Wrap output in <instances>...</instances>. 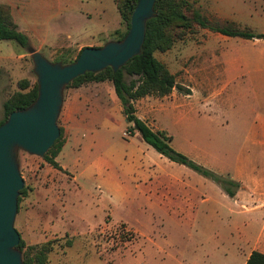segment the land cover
Masks as SVG:
<instances>
[{
	"label": "rangeland",
	"instance_id": "obj_1",
	"mask_svg": "<svg viewBox=\"0 0 264 264\" xmlns=\"http://www.w3.org/2000/svg\"><path fill=\"white\" fill-rule=\"evenodd\" d=\"M9 1L26 23L29 46L0 42V121L2 103L17 82H36L28 48L39 47L47 60L62 63L77 55L78 41L114 40L119 22L113 0ZM190 3L209 19L226 18L255 34L264 32V0ZM216 34L195 29L170 50L154 54L179 85L192 88V98L175 91L177 98L149 97L134 107L148 127L171 138L174 151L216 174L234 196L238 185L227 183L238 165L247 163L238 157L264 155V145L256 148L250 139L255 124L264 122V81H252L245 72L223 76L221 62L246 58L253 48L232 37L238 44L228 45ZM13 54L24 57L6 59ZM186 70L197 80L191 82ZM58 126L66 140L56 159L62 170L43 158L18 156L26 194L14 226L27 245L53 241L49 264H217L222 236L230 248L253 236L251 245H241L245 253L264 239V219L245 225L246 232L242 220L225 217L220 223L217 183L159 156L137 133L129 135L111 83L66 89ZM256 172L264 178V159ZM176 181L193 191L170 190ZM187 202L195 206L193 217L176 216ZM228 204L226 216L237 208Z\"/></svg>",
	"mask_w": 264,
	"mask_h": 264
},
{
	"label": "trees",
	"instance_id": "obj_2",
	"mask_svg": "<svg viewBox=\"0 0 264 264\" xmlns=\"http://www.w3.org/2000/svg\"><path fill=\"white\" fill-rule=\"evenodd\" d=\"M113 1L120 17V27L114 31L113 36L114 40H121L129 29L130 17L138 0ZM154 12L155 17L146 24L145 41L138 56L132 58L115 73L111 68L96 74L86 73L72 81L66 89L80 88L90 83H111L121 104L122 114L126 122L130 124L131 129L127 131L129 135L137 133L145 144L168 161L200 173L217 183L226 194L233 196L216 174L174 151L169 145L171 138L164 131L152 130L140 120L135 115L134 103L145 97H167L173 90L185 95L190 93L189 90L176 83V76L170 73L167 66L157 60L154 54L170 50L177 41L185 39L195 29H205L211 33L245 40L264 39V34H255L247 28H240L235 22L226 18L209 19L202 15L190 3V0H155ZM0 41H13L21 48L29 46L27 36L14 23L10 6L3 3H0ZM80 51L73 59H66L62 64L73 62ZM36 97V82L32 84L28 79L19 80L17 90L8 96L2 104L4 117L0 121V125L12 112L27 108ZM65 142L63 130L60 128L59 139L55 141L43 158L50 167L62 170L56 158L61 153ZM227 184L236 185L233 181ZM25 194L26 188L24 187L18 198V208ZM53 245V241L27 245L21 238L18 249L22 253L23 264H49V255L54 249ZM70 245L71 241L69 240L65 246L69 247ZM245 264H264V254L253 251Z\"/></svg>",
	"mask_w": 264,
	"mask_h": 264
},
{
	"label": "water",
	"instance_id": "obj_3",
	"mask_svg": "<svg viewBox=\"0 0 264 264\" xmlns=\"http://www.w3.org/2000/svg\"><path fill=\"white\" fill-rule=\"evenodd\" d=\"M154 5L155 0H138L121 40L85 47L69 64L51 62L34 48L27 49L36 77L37 97L27 108L12 112L0 125V264H23L18 249L21 237L14 226L18 198L24 188L19 153L44 158L59 139L58 118L64 91L72 81L107 68L115 73L140 54L146 24L155 17Z\"/></svg>",
	"mask_w": 264,
	"mask_h": 264
},
{
	"label": "crops",
	"instance_id": "obj_4",
	"mask_svg": "<svg viewBox=\"0 0 264 264\" xmlns=\"http://www.w3.org/2000/svg\"><path fill=\"white\" fill-rule=\"evenodd\" d=\"M3 3H6L7 5L10 6L11 15L14 20V23L17 25L18 29L27 36L28 31L23 29V28H26L25 27L26 23L21 18L22 14L14 13V9L12 7L11 1L7 0L6 2H3ZM119 27H120V17H119L118 26L115 29L113 28L112 32L114 33V31L117 30ZM260 34H264V32ZM216 35H220V39L223 42H226V44L228 45L238 44V42H233L232 40H230L231 37H226L221 34H216ZM248 42L251 43L252 48H253L249 56H247L246 58L237 57L236 59L230 60L228 64L221 62V64L223 65V68H222L223 76H226V75L228 76L229 74L233 72H245L247 75L250 76L252 81L256 79L264 81V39H252V40L242 39L240 43L245 45ZM76 43L77 45H74L73 48H76L78 52L85 47H101L103 44V42L99 41V39L98 41H94V42L93 41H78ZM32 48H34L36 51L39 52V47H36V48L32 47ZM6 57H7L6 59H9V58L18 59V58L24 57V55L23 54H20V55L13 54V57L9 55H7ZM185 75L191 79V82L197 80V78L196 77L194 78V76L191 75L190 72H188V70H186ZM0 88H2V86H0ZM185 89L190 91L189 94L187 95L184 94L186 99L192 98L193 96L192 88H185ZM175 91L177 90L172 91V93L170 94V97H173V95H175L176 93ZM180 93L181 92H179L178 95H180ZM148 98L149 97H145L136 102L143 103V101H148ZM164 98L166 97H163V99ZM173 98H177V97L174 96ZM137 117L143 122H145L146 120L144 117L142 118L139 116ZM250 139H251L252 144L256 148L259 147L260 145H264V122H261L258 125L255 124V127L250 135ZM263 159H264V155L262 153H257V152L244 153L238 157V161L247 162L244 164L243 163L239 164L232 177V181H234L238 185V188L240 190L236 192L234 196H229L228 194L224 192V190L220 188V198H221L220 223L222 224L225 223V217L233 218L234 221L242 220L243 223L240 225L241 227L240 229L245 230L246 232L248 228L244 227L245 225L250 224L251 226H253L257 223L258 219H264V178L261 175L262 173L256 172L257 162ZM176 182L179 183V185L178 186L175 185L174 187H169L170 190L174 189L178 192V190L181 191L182 189H190L191 191H193L192 187L187 186L186 184L180 183L179 181H176ZM207 201L208 200L205 199L204 202L201 203V205H203V203L204 205L207 204L208 203ZM228 203L233 204L234 207H237V208L236 209L234 208L235 210L232 209V211L229 210V214L228 216H226L225 211L226 210L228 211L227 209L229 208ZM194 207L195 206L191 202H187V204H185V206L183 207L184 212L182 213L178 212V213H175V215L178 216V215L185 214L188 217H193L192 210L194 209ZM230 212H232V214ZM242 218H245V219L243 220ZM223 239L224 238L222 236L220 238V254H219L220 259L218 257L217 264H220V263L221 264H245L249 255L253 251H257V252L264 254V239L262 240V242L260 243L258 247H251L250 245L254 241H256V239L253 238V236L249 235L246 238L240 239L239 247L234 246L233 248H230L227 245H225L223 242ZM243 243H247V245L250 244L249 249L247 250L246 253H245L246 248L245 250L241 248V245Z\"/></svg>",
	"mask_w": 264,
	"mask_h": 264
}]
</instances>
